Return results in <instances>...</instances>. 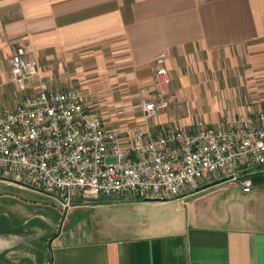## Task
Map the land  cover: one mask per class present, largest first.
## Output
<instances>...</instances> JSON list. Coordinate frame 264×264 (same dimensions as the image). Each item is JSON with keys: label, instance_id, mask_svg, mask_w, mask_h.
<instances>
[{"label": "crops", "instance_id": "1", "mask_svg": "<svg viewBox=\"0 0 264 264\" xmlns=\"http://www.w3.org/2000/svg\"><path fill=\"white\" fill-rule=\"evenodd\" d=\"M18 45L40 78L27 93L76 88L110 126L139 120L159 52L171 97L152 124L264 113V0H0V110L20 98L8 71ZM242 55L251 67L235 70ZM220 60L233 69L225 105ZM196 90L205 103L179 113ZM246 175L248 190L222 180L167 198L73 199L64 213L48 192L0 177V264H264V164Z\"/></svg>", "mask_w": 264, "mask_h": 264}, {"label": "built area", "instance_id": "2", "mask_svg": "<svg viewBox=\"0 0 264 264\" xmlns=\"http://www.w3.org/2000/svg\"><path fill=\"white\" fill-rule=\"evenodd\" d=\"M18 45L9 79L24 92L38 68ZM165 54L151 59V88L139 100V120L106 124L82 92L65 87L24 93L0 110V177L42 189L65 212L73 199L167 198L218 176L251 185L246 173L264 164V113H226L189 126L152 124L169 103Z\"/></svg>", "mask_w": 264, "mask_h": 264}, {"label": "rangeland", "instance_id": "3", "mask_svg": "<svg viewBox=\"0 0 264 264\" xmlns=\"http://www.w3.org/2000/svg\"><path fill=\"white\" fill-rule=\"evenodd\" d=\"M245 49H246V47H245ZM262 50H264V49H262ZM236 58H237L236 59L237 67H234L235 70H236V68H238L240 71H242V69L244 70V69H248L249 67H251L250 62H248L243 55L238 56ZM30 61H32V60H30ZM228 64H229L228 62H226L224 60H220L218 62L219 66L216 70V75H215L216 76V78H215L216 91H217L216 102L219 103L220 105H225L228 101L230 103L229 98H227L228 95L226 93H224L226 81H227L228 77L232 75V70H233V69L229 68L230 65L228 66ZM32 79H37V81H38L40 78H39V76H37V77H32L29 80H32ZM231 83L232 82L227 81V84L228 85L230 84L229 86H232ZM24 93H27V91L22 92V91H18L15 88V90H13V93H11V94H12V98L16 99L18 97H21ZM253 98L254 97H250V99H248V101L253 99ZM206 99H207V94L205 92H200V90H196L191 96H188V95L186 96V99L183 101V104L180 105L177 110L179 113L182 111H187L188 113H191V114L195 113L198 111V108H200L202 106V104L205 103ZM91 106L95 107V110L97 111V113H99L101 115V112L98 110L97 105H91ZM132 109L133 110L131 113H135V111L137 109V105H133ZM225 181H227L226 183H228V182L229 183L230 182H237L238 183L237 179L236 180L235 179L234 180L225 179L222 182H225Z\"/></svg>", "mask_w": 264, "mask_h": 264}, {"label": "water", "instance_id": "4", "mask_svg": "<svg viewBox=\"0 0 264 264\" xmlns=\"http://www.w3.org/2000/svg\"><path fill=\"white\" fill-rule=\"evenodd\" d=\"M225 179H227V177H225V176L220 177V178L213 179V180H211V181H208V182H206V183H203V184H201V185H199V186H196V187L192 188L190 191H195V190H197V189H200V188H203V187H206V186L212 185V184H214V183H217V182L222 181V180H225Z\"/></svg>", "mask_w": 264, "mask_h": 264}]
</instances>
